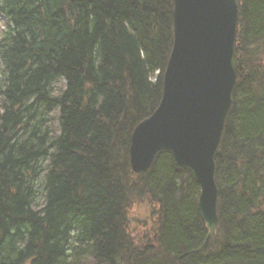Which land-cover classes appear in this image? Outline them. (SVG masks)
<instances>
[{
    "label": "trees",
    "instance_id": "1",
    "mask_svg": "<svg viewBox=\"0 0 264 264\" xmlns=\"http://www.w3.org/2000/svg\"><path fill=\"white\" fill-rule=\"evenodd\" d=\"M242 69L214 157L208 247L199 187L170 153L128 165L158 106L171 0H0V264H264V0H236ZM134 194L157 206L142 248Z\"/></svg>",
    "mask_w": 264,
    "mask_h": 264
},
{
    "label": "water",
    "instance_id": "2",
    "mask_svg": "<svg viewBox=\"0 0 264 264\" xmlns=\"http://www.w3.org/2000/svg\"><path fill=\"white\" fill-rule=\"evenodd\" d=\"M171 2L173 40L161 98L132 130L128 165L142 176L159 152H168L190 173L199 187L197 208L207 230L196 250L200 253L218 227L214 157L242 69L235 50L238 5L236 0Z\"/></svg>",
    "mask_w": 264,
    "mask_h": 264
},
{
    "label": "rangeland",
    "instance_id": "3",
    "mask_svg": "<svg viewBox=\"0 0 264 264\" xmlns=\"http://www.w3.org/2000/svg\"><path fill=\"white\" fill-rule=\"evenodd\" d=\"M5 20L0 15V33L3 31ZM264 47V43H263ZM264 61V50L261 56ZM157 206L149 200V197L134 194L126 209V234L137 248L144 247L155 229V213Z\"/></svg>",
    "mask_w": 264,
    "mask_h": 264
}]
</instances>
